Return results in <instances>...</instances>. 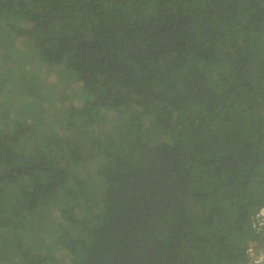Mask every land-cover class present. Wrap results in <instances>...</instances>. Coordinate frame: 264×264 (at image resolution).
<instances>
[{
	"label": "trees",
	"instance_id": "16d2710c",
	"mask_svg": "<svg viewBox=\"0 0 264 264\" xmlns=\"http://www.w3.org/2000/svg\"><path fill=\"white\" fill-rule=\"evenodd\" d=\"M262 206L264 0H0V264H242Z\"/></svg>",
	"mask_w": 264,
	"mask_h": 264
},
{
	"label": "built area",
	"instance_id": "2783aa9c",
	"mask_svg": "<svg viewBox=\"0 0 264 264\" xmlns=\"http://www.w3.org/2000/svg\"><path fill=\"white\" fill-rule=\"evenodd\" d=\"M253 225L261 241L250 243L246 250L249 261L242 264H264V206L256 214Z\"/></svg>",
	"mask_w": 264,
	"mask_h": 264
},
{
	"label": "rangeland",
	"instance_id": "374dc122",
	"mask_svg": "<svg viewBox=\"0 0 264 264\" xmlns=\"http://www.w3.org/2000/svg\"><path fill=\"white\" fill-rule=\"evenodd\" d=\"M40 76H41V75L39 74L38 77H40ZM49 77H51L50 79H54V80L57 79V75H55V74H51ZM6 105H9V103H5V104H3V108H7ZM58 105H59V102L56 104L55 107H58Z\"/></svg>",
	"mask_w": 264,
	"mask_h": 264
}]
</instances>
